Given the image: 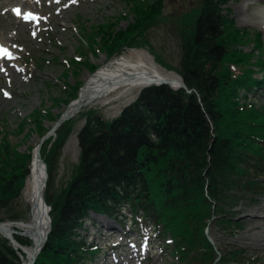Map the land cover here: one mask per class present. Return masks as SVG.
Listing matches in <instances>:
<instances>
[{
  "label": "trees",
  "instance_id": "1",
  "mask_svg": "<svg viewBox=\"0 0 264 264\" xmlns=\"http://www.w3.org/2000/svg\"><path fill=\"white\" fill-rule=\"evenodd\" d=\"M228 1L200 0L192 14L172 22L181 55L177 67L165 66L197 94L150 85L110 121L93 110L86 112L77 134L79 161L61 189L53 187L54 169L70 122L43 143L51 230L33 264L87 263L99 251L80 232L88 230L84 224L89 213L119 218L124 206L131 218L140 215L152 221L158 238H172L171 253L180 264H264V254L231 244L218 248L216 261L218 254L205 235L211 222L230 233L242 229L235 209L240 201L250 204L264 184V74L254 75L264 71V42L259 32L238 27L221 13ZM130 2L134 17L125 29L100 24L88 34L92 45L100 38L108 57L134 41L146 46L145 32L159 22L161 0ZM248 42L254 48L244 51L240 46ZM83 63L95 68L88 60ZM79 86V80L69 86L66 101ZM59 99L54 98L53 106ZM33 115L29 133L39 136L50 127L45 121L53 124L59 116L53 118L47 110ZM30 160V153L18 152L0 138V215L11 220L24 219L13 202L20 196ZM14 238L30 245L22 236ZM19 254L25 256L0 238V264H22Z\"/></svg>",
  "mask_w": 264,
  "mask_h": 264
},
{
  "label": "rangeland",
  "instance_id": "2",
  "mask_svg": "<svg viewBox=\"0 0 264 264\" xmlns=\"http://www.w3.org/2000/svg\"><path fill=\"white\" fill-rule=\"evenodd\" d=\"M199 2L200 0H165L169 11L144 34L148 42L146 46H137L134 41L132 45H122L109 58L104 53L97 52L96 55L90 56V60L98 69L103 61H111L124 55L126 58L137 60L141 55H145L164 76L176 77V72L165 66L177 67L181 53L178 33L170 30L173 25L171 22L175 18L192 14ZM16 3L21 5L19 8L22 10L30 8L35 12L40 23H26L22 17L14 16L12 7L17 6ZM130 3L128 0L0 1V41L4 42L16 57L11 61L0 59V138H5L18 152H31L32 147L40 140L38 135L29 133L33 117L35 118L32 114L35 110H47L55 118L63 113L69 104L65 100L69 86H74L76 79L86 82L91 72L97 70L95 68L90 71L84 63L73 62L79 57L81 60L86 57L81 55L79 48L86 45L84 39L88 40L87 34L104 22L116 21L120 15L118 28L125 29L134 17V13L128 11V7L132 6ZM161 6L163 7V0ZM221 9L222 14L233 18L237 26L247 28L250 32H260L264 42V0H229ZM241 47L249 51L254 45L248 42ZM157 55L160 59L156 58ZM263 74L264 72L257 71L254 75L261 77ZM141 88L121 87L108 94L101 93L93 101L84 102L78 112L71 116L68 120L71 131L62 146L54 169L53 187L61 189L74 174L80 155L77 133L86 122V112L97 111V114L110 121L119 115L125 105L135 99ZM75 97L76 95L73 98ZM54 98H60L61 102L55 107ZM260 100L264 105V96H261ZM51 124L45 121V127ZM27 180L28 177L26 183ZM25 187L14 200L13 209L22 211L23 220L27 221L29 203L25 199ZM258 192L256 197L250 200V204L240 201L235 209L236 217L240 216L243 221L242 229L230 233L216 223L207 225L208 236L214 246L219 248L223 244H231L246 247L256 254H264V184ZM118 214L119 218L89 213V218L84 224L88 230L80 232L87 239V244L96 243L99 251L85 264L177 262L175 256L170 253L171 245L166 244L168 247H164L159 244L164 241L158 238L152 221H144L140 215L131 218L127 206ZM0 216L4 217V221L10 220L4 213ZM3 237L0 233V238ZM166 238L167 236L164 237Z\"/></svg>",
  "mask_w": 264,
  "mask_h": 264
},
{
  "label": "bare ground",
  "instance_id": "3",
  "mask_svg": "<svg viewBox=\"0 0 264 264\" xmlns=\"http://www.w3.org/2000/svg\"><path fill=\"white\" fill-rule=\"evenodd\" d=\"M15 8L17 7L13 9ZM4 45L2 50L6 53L9 50ZM148 59L150 58H147L145 55H141L137 60L126 58L124 55L111 61H103L100 67L87 78L84 87L79 92V96L65 108L64 112L72 115L75 114L84 102L93 101L101 93L105 92L108 94L112 90L121 87L141 88L155 82L157 79L169 77L164 76L156 68V65ZM36 156L34 154L32 157L29 176L24 191L25 199L29 203V219L17 223L0 224V233L3 236L13 238V233L15 232H11V230L17 227L21 234L30 239L32 246L34 243L36 246L39 244L42 235L46 233L49 223L47 217L48 209L45 207L46 203L43 198L45 184L42 181L44 172ZM22 249L26 255L23 258V264H30L32 247H23Z\"/></svg>",
  "mask_w": 264,
  "mask_h": 264
},
{
  "label": "water",
  "instance_id": "4",
  "mask_svg": "<svg viewBox=\"0 0 264 264\" xmlns=\"http://www.w3.org/2000/svg\"><path fill=\"white\" fill-rule=\"evenodd\" d=\"M165 2V1H164ZM169 11V8H168V5L164 4V7L162 8L160 14L157 16V18H161L164 14H166L167 12ZM161 83H164V84H170V85H174V86H178V87H181L183 89H185L188 93H190L192 90L191 89H188L187 86L184 84L183 81L181 80H178L176 78H161V79H157L155 82L153 83H150V84H161ZM196 93V92H195ZM72 114H67V113H63L60 118L57 120V122L54 124V126L51 128V130L46 134L44 135L37 147L35 148V155H37V159L39 160L40 164L42 165V168H43V172H44V178H43V181L42 183L43 184H46V180H47V172H46V164L44 163L43 159L41 158V155H40V146L41 144L43 143V141L48 138L49 136L53 135L54 134V131L56 130V128L63 122L65 121L66 119L70 118ZM44 198V197H43ZM45 201V200H44ZM45 205V204H44ZM45 207H47V209L49 210L50 207L46 204ZM48 220H49V223H48V228L46 230V233H44L40 239V242L39 244L36 246V244L34 243L33 244V248H32V252H31V256H30V264H33L35 259H36V256L37 254L42 250V248L44 247L45 243H46V240H47V236H48V233L50 232V227H51V224H50V216L48 215ZM209 240L211 241V239L209 238ZM12 241V240H11ZM13 242V241H12ZM212 242V241H211Z\"/></svg>",
  "mask_w": 264,
  "mask_h": 264
},
{
  "label": "snow or ice",
  "instance_id": "5",
  "mask_svg": "<svg viewBox=\"0 0 264 264\" xmlns=\"http://www.w3.org/2000/svg\"><path fill=\"white\" fill-rule=\"evenodd\" d=\"M13 11L17 14V15H19L20 14V10L17 8V9H13ZM5 95H7V93H5Z\"/></svg>",
  "mask_w": 264,
  "mask_h": 264
}]
</instances>
